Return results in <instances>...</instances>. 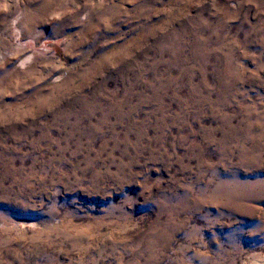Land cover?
Here are the masks:
<instances>
[{
	"label": "rangeland",
	"instance_id": "rangeland-1",
	"mask_svg": "<svg viewBox=\"0 0 264 264\" xmlns=\"http://www.w3.org/2000/svg\"><path fill=\"white\" fill-rule=\"evenodd\" d=\"M0 264H264V0H0Z\"/></svg>",
	"mask_w": 264,
	"mask_h": 264
}]
</instances>
